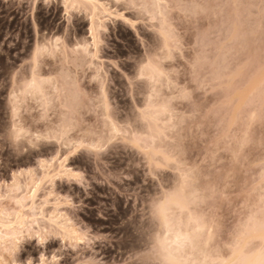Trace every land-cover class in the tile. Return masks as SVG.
<instances>
[{"label":"rangeland","instance_id":"rangeland-1","mask_svg":"<svg viewBox=\"0 0 264 264\" xmlns=\"http://www.w3.org/2000/svg\"><path fill=\"white\" fill-rule=\"evenodd\" d=\"M249 2L0 0V264H239L261 247L242 228L264 194L261 18ZM161 28L179 42L171 52ZM33 79L50 103L25 90ZM149 96L151 125L139 119ZM177 168L216 196L158 208Z\"/></svg>","mask_w":264,"mask_h":264},{"label":"snow or ice","instance_id":"snow-or-ice-1","mask_svg":"<svg viewBox=\"0 0 264 264\" xmlns=\"http://www.w3.org/2000/svg\"><path fill=\"white\" fill-rule=\"evenodd\" d=\"M135 6H136L135 4L131 5V7H135ZM177 6L183 7L182 4H178ZM247 6L250 8H259V13L261 18V25H260L261 57L262 60H264V0H250ZM159 34L164 39L165 48H167L169 52L172 51V48L168 47L170 43H176L177 46H179V42L176 40L174 32L167 31L164 28H161ZM167 58L171 59L172 57L169 55ZM199 64H200L199 56L192 59L191 64L189 65L191 69L192 80L189 81L188 84H185L183 86H177L178 95L180 98L188 99L190 97L191 93L189 92L188 87L189 84L198 82ZM160 75H164V73L161 72ZM128 82L130 85H133L134 87L137 86L135 81L132 79H130ZM45 83L47 82H43V81L37 82L35 79H33L31 81L26 82L24 87L27 92H30L32 94H39L45 103H50L51 102L50 98L45 97L43 93V85ZM152 99L153 97L149 96L147 104L139 109V119L143 120L146 124L149 125L157 121L158 116L160 115L159 111H153ZM260 104L262 109H264V89H262L261 91ZM162 110L167 111V107L164 106ZM178 126L179 125H177V127ZM21 132L22 130L20 132H16L14 129V134L16 135L17 139H20ZM63 134H66V131ZM36 139L39 140L41 139V137L37 136ZM33 146H35V144H33ZM173 151L176 153H179L181 151V140L179 138L176 140V142L173 145ZM65 160H67V157H65ZM44 165L45 162L40 161L39 166L44 167ZM261 166L264 167V163H262ZM177 171L179 173V179L177 181L176 188L171 193L166 194L165 200L162 202L161 205L158 206V208L163 209L165 204L175 203L177 201L183 202L185 208H188L191 207L192 205L202 204L207 200L213 199L216 196L215 188L205 189L203 192L196 191L192 187L194 180L190 170L185 171L182 168H177ZM77 178H78V174L71 173L69 170L68 179L74 180ZM261 183L262 186H264V173H262ZM186 191L187 194H185ZM209 192L211 193V195H207V193ZM242 228L244 229L245 233L247 232L258 233L261 241H264V194L260 196L258 205H255L254 210H252L250 214L247 216V220L242 225ZM243 234L244 233H241V235ZM43 242L44 241H41V243ZM251 247H254V245L251 244V241H246L244 244V248H251ZM241 255L243 256V259L239 262V264H264V243H262L261 247L257 251L250 252V254L246 256L243 255V249H241ZM20 264H40V262L34 261L32 259H21ZM167 264H176V262L169 259L167 261Z\"/></svg>","mask_w":264,"mask_h":264},{"label":"bare ground","instance_id":"bare-ground-1","mask_svg":"<svg viewBox=\"0 0 264 264\" xmlns=\"http://www.w3.org/2000/svg\"><path fill=\"white\" fill-rule=\"evenodd\" d=\"M87 2H88V1H87ZM88 3H89V2H88ZM91 4L93 5V2H91ZM34 194H35V191L32 192V198L34 197ZM20 204H21V202H20ZM19 217H20V216H19ZM21 219H22V218H21ZM21 219H20V220H21ZM18 221H19V219H18ZM21 221H22V220H21ZM15 222H17V221H15ZM1 223H2V222H1ZM6 223H8V222H6ZM10 223H12V225L14 224L13 222H10ZM21 223L23 224V222H21ZM2 224H3V223H2ZM8 224H9V223H8ZM8 224H7V225H8ZM7 225H6V226H7ZM12 225H11V226H12ZM6 226H5V227H6ZM2 227H3V225H2ZM13 227H14V226H13ZM14 228H15V227H14ZM16 228H17V227H16ZM20 228H21V227H20ZM20 228H18V231H20ZM9 229H10V227H9ZM3 230H4V229H3ZM10 230H12V229H10ZM10 230H6L7 232H5V233H7L6 235H8V236H6L4 232H2V234L4 233V235H5L7 238H8V237L10 238V237H12V236L14 237V235L16 234V231H11V232L8 233V231H10ZM13 230H14V229H13ZM15 230H17V229H15ZM0 232H1V230H0ZM20 233H21V232H20ZM20 233L18 232L17 234H20ZM2 234H1V235H2ZM17 234L15 235L16 237H18ZM9 235H10V236H9ZM2 236H3V235H2ZM3 237H4V236H3ZM176 237H182V236H181V233H180L179 236L176 235L175 238H176ZM7 238H6V239H7ZM13 239H14V238H13ZM13 239L10 238V239H7V240H11V241H13ZM18 239H19V237H18ZM177 239H178V238H177ZM2 240H3V238H2ZM16 240H17V239H16ZM4 241H5V240H4ZM11 241H9V242H11ZM4 243H5V242H4ZM240 256H241V254H240ZM240 256H239V258H241ZM242 259H243V258H242ZM234 261H235V260H234ZM238 261H239V260H238ZM236 262H237V258H236ZM237 264H238V263H237Z\"/></svg>","mask_w":264,"mask_h":264},{"label":"clouds","instance_id":"clouds-1","mask_svg":"<svg viewBox=\"0 0 264 264\" xmlns=\"http://www.w3.org/2000/svg\"><path fill=\"white\" fill-rule=\"evenodd\" d=\"M192 187H193V185H192ZM185 194H187V191H186V193Z\"/></svg>","mask_w":264,"mask_h":264}]
</instances>
